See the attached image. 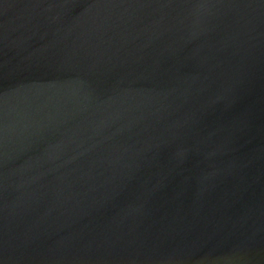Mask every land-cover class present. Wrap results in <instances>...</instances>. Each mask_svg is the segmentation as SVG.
<instances>
[{"label": "water", "instance_id": "1", "mask_svg": "<svg viewBox=\"0 0 264 264\" xmlns=\"http://www.w3.org/2000/svg\"><path fill=\"white\" fill-rule=\"evenodd\" d=\"M0 264H264V0H0Z\"/></svg>", "mask_w": 264, "mask_h": 264}]
</instances>
